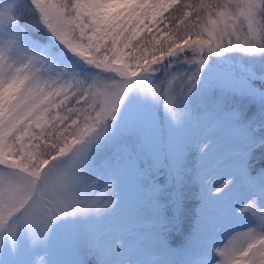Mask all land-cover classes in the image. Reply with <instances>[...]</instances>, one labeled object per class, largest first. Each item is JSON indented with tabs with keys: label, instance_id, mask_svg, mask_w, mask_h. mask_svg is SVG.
I'll return each instance as SVG.
<instances>
[{
	"label": "snow or ice",
	"instance_id": "1",
	"mask_svg": "<svg viewBox=\"0 0 264 264\" xmlns=\"http://www.w3.org/2000/svg\"><path fill=\"white\" fill-rule=\"evenodd\" d=\"M0 264H264V0H0Z\"/></svg>",
	"mask_w": 264,
	"mask_h": 264
},
{
	"label": "rangeland",
	"instance_id": "2",
	"mask_svg": "<svg viewBox=\"0 0 264 264\" xmlns=\"http://www.w3.org/2000/svg\"><path fill=\"white\" fill-rule=\"evenodd\" d=\"M172 239H173L174 244L179 243V239H180L179 237H173Z\"/></svg>",
	"mask_w": 264,
	"mask_h": 264
}]
</instances>
